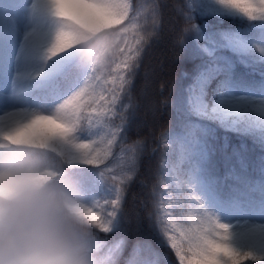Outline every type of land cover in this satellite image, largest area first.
<instances>
[{"label": "snow or ice", "instance_id": "snow-or-ice-1", "mask_svg": "<svg viewBox=\"0 0 264 264\" xmlns=\"http://www.w3.org/2000/svg\"><path fill=\"white\" fill-rule=\"evenodd\" d=\"M191 2L184 0L175 9L184 21L180 36L187 33L195 42L187 44L183 55V62L191 65L187 89L173 102L189 133L197 118L217 110H258L264 118V94H232L240 90L242 73L264 74V63H258L264 61V29L254 27L264 24V0H209L215 19L233 21L222 28L193 22L199 17ZM34 8L55 24L24 37L20 53L26 61L52 62L53 77L33 106L4 107L13 110L0 115V152L22 149L61 164L84 201L82 211L94 226L103 264H264V130L256 127L259 121H249L247 130L226 144H201L186 135L177 149L179 163L173 166L176 182L166 167L163 187L145 201L151 237L128 250L121 224L139 150L135 141L124 143L131 112L125 101L143 52L159 38L160 0L151 9L152 22L145 24L139 23L140 7L134 0H36ZM130 30L137 34L135 43L119 47L120 37ZM248 41L256 42V55L245 68L248 58L240 53ZM113 47L118 49L111 61L115 67L102 81L97 72L107 68ZM257 156L262 182L254 185ZM114 162L116 167L109 169ZM109 170L118 176L109 177ZM10 179L0 174V195L8 191ZM185 204L196 206L195 215L185 217ZM187 221L192 225L184 227ZM159 247L168 248L174 259L162 260Z\"/></svg>", "mask_w": 264, "mask_h": 264}, {"label": "clouds", "instance_id": "clouds-1", "mask_svg": "<svg viewBox=\"0 0 264 264\" xmlns=\"http://www.w3.org/2000/svg\"><path fill=\"white\" fill-rule=\"evenodd\" d=\"M0 264H103L84 201L59 162L22 149L0 152Z\"/></svg>", "mask_w": 264, "mask_h": 264}, {"label": "trees", "instance_id": "trees-1", "mask_svg": "<svg viewBox=\"0 0 264 264\" xmlns=\"http://www.w3.org/2000/svg\"><path fill=\"white\" fill-rule=\"evenodd\" d=\"M199 1H200L202 4L209 5V0H199ZM157 64H158V62L156 63V65H157ZM259 107H260V105H257V106H256V109H259ZM235 112H237V111H235ZM251 112H252V111H251ZM259 118H261V117H260V113H259V111L257 110V111H254V112L251 113V119H250V121H251L253 124H255V122H256L257 119H259ZM262 119H264V118H262ZM149 121H150V124H152L153 121H154V119L151 117V118L149 119ZM248 124H249V121L245 124V129H246V130H247V126H248ZM262 125H264V123H262V124H256V127L259 128L260 130H264V127H263ZM145 192H146V189H145V190H142V191H137V192L134 193L133 197H139V196H141V195H142L143 193H145ZM137 221H139V218H138V214H137V212L129 213V214H128V219L125 220L124 228H127V225L129 224V222L136 223Z\"/></svg>", "mask_w": 264, "mask_h": 264}, {"label": "rangeland", "instance_id": "rangeland-1", "mask_svg": "<svg viewBox=\"0 0 264 264\" xmlns=\"http://www.w3.org/2000/svg\"><path fill=\"white\" fill-rule=\"evenodd\" d=\"M38 9H41V8H36V10H38ZM43 11V10H42ZM42 18H40V20H41Z\"/></svg>", "mask_w": 264, "mask_h": 264}]
</instances>
